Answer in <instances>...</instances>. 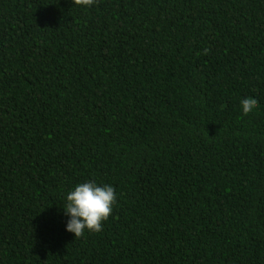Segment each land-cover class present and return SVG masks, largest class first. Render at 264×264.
Returning <instances> with one entry per match:
<instances>
[{
	"label": "trees",
	"instance_id": "trees-1",
	"mask_svg": "<svg viewBox=\"0 0 264 264\" xmlns=\"http://www.w3.org/2000/svg\"><path fill=\"white\" fill-rule=\"evenodd\" d=\"M0 264H264V0H0Z\"/></svg>",
	"mask_w": 264,
	"mask_h": 264
},
{
	"label": "clouds",
	"instance_id": "clouds-1",
	"mask_svg": "<svg viewBox=\"0 0 264 264\" xmlns=\"http://www.w3.org/2000/svg\"><path fill=\"white\" fill-rule=\"evenodd\" d=\"M94 0H73V4L89 7ZM253 98L241 100L243 114H249L256 105ZM116 202L115 189L110 184H100L86 181L74 186L66 194L64 215L68 217L65 231L81 236L85 231L99 232L102 225L110 217Z\"/></svg>",
	"mask_w": 264,
	"mask_h": 264
}]
</instances>
